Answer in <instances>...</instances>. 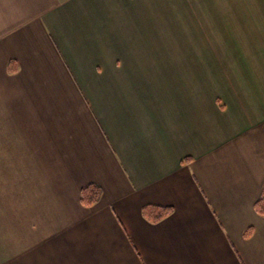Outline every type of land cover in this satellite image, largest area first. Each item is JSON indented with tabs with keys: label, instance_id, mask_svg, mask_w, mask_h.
I'll list each match as a JSON object with an SVG mask.
<instances>
[{
	"label": "crops",
	"instance_id": "obj_1",
	"mask_svg": "<svg viewBox=\"0 0 264 264\" xmlns=\"http://www.w3.org/2000/svg\"><path fill=\"white\" fill-rule=\"evenodd\" d=\"M263 186L264 0H0V264H264Z\"/></svg>",
	"mask_w": 264,
	"mask_h": 264
},
{
	"label": "trees",
	"instance_id": "obj_2",
	"mask_svg": "<svg viewBox=\"0 0 264 264\" xmlns=\"http://www.w3.org/2000/svg\"><path fill=\"white\" fill-rule=\"evenodd\" d=\"M13 63L9 64V70L15 71L13 67ZM102 190L99 186L95 184H90L85 187L81 192V201L85 206H90L96 202H98L101 198ZM255 210L257 213L264 217V186L262 189V193L260 199L255 204ZM172 209L169 207H161V206H153L149 205L143 208V215L150 221L157 222L162 220L171 214ZM251 233V229L246 231L245 235L248 236Z\"/></svg>",
	"mask_w": 264,
	"mask_h": 264
},
{
	"label": "rangeland",
	"instance_id": "obj_3",
	"mask_svg": "<svg viewBox=\"0 0 264 264\" xmlns=\"http://www.w3.org/2000/svg\"><path fill=\"white\" fill-rule=\"evenodd\" d=\"M156 2L158 3V2H159V0H156Z\"/></svg>",
	"mask_w": 264,
	"mask_h": 264
}]
</instances>
